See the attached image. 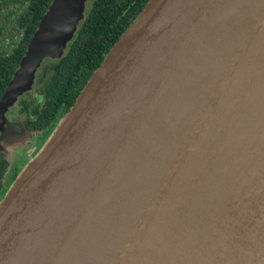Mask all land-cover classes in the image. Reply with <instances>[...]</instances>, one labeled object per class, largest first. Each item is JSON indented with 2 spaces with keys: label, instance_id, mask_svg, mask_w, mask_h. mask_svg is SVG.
<instances>
[{
  "label": "water",
  "instance_id": "95a60500",
  "mask_svg": "<svg viewBox=\"0 0 264 264\" xmlns=\"http://www.w3.org/2000/svg\"><path fill=\"white\" fill-rule=\"evenodd\" d=\"M84 1H49L0 96V128ZM259 32L264 0H147L0 198V264H197L204 228L264 236V221H243L264 194L222 193L241 161L221 125L191 120L207 98L232 118L223 68Z\"/></svg>",
  "mask_w": 264,
  "mask_h": 264
},
{
  "label": "trees",
  "instance_id": "16d2710c",
  "mask_svg": "<svg viewBox=\"0 0 264 264\" xmlns=\"http://www.w3.org/2000/svg\"><path fill=\"white\" fill-rule=\"evenodd\" d=\"M49 1L0 0V10L8 7H13V11L15 9L9 23L15 29L14 44L8 52L0 54V92L23 54L26 43ZM146 1L89 0L60 55L42 59L35 70L32 89L25 98L17 100L19 112L24 117V149L32 150L35 139L49 137L73 104L85 81L100 64L106 51ZM6 17V11L0 14L3 23L0 26L6 25ZM36 148L34 153L39 150L37 146ZM5 164L0 160V198L7 188L2 187ZM19 169L13 173V179Z\"/></svg>",
  "mask_w": 264,
  "mask_h": 264
},
{
  "label": "bare ground",
  "instance_id": "6f19581e",
  "mask_svg": "<svg viewBox=\"0 0 264 264\" xmlns=\"http://www.w3.org/2000/svg\"><path fill=\"white\" fill-rule=\"evenodd\" d=\"M239 71L243 72V76L229 82L231 72L234 75ZM222 80L232 84L237 95L234 105L231 104L232 108L226 109L232 118L229 117L227 122V117H217L215 109L210 106L211 99L207 98L206 107L199 113L191 114V120L200 125L207 122L221 125V130H218L222 138L226 139L227 145L232 147L241 161L228 177L232 186L222 193L246 192L251 197L257 196L256 193L264 194V32L254 35L249 48L238 51L237 61L232 67L223 68ZM220 100L225 101L223 98ZM202 189L206 187L198 188ZM257 201L259 205H254L250 215L243 221H264V198ZM247 212L239 210L238 214L243 217ZM174 217L177 218V215ZM200 220L220 221L215 216ZM177 235H184L183 231H178ZM198 251L197 264H248L249 261L264 264V236L232 228L222 229L215 225L213 229L204 228L199 236Z\"/></svg>",
  "mask_w": 264,
  "mask_h": 264
},
{
  "label": "flooded vegetation",
  "instance_id": "af4514ba",
  "mask_svg": "<svg viewBox=\"0 0 264 264\" xmlns=\"http://www.w3.org/2000/svg\"><path fill=\"white\" fill-rule=\"evenodd\" d=\"M5 11L7 13L6 25L0 26L1 27V29H0V40L6 39V41L4 43H0V54H4V53L8 52L11 49V47L13 46L14 40H15V35H14L15 29L13 28V26H11V24H9L10 19L15 14V9L13 11V7H8V9H6V10H4V9L0 10V12H1L0 14H3ZM0 24L3 25L1 20H0ZM43 58L44 57L41 58L38 65L35 67V69L33 71V76H34L35 70L37 69V67L39 66V64L41 63ZM49 58H52V57H49ZM19 59H18V61H19ZM18 61H17V64H18ZM16 67H17V65H16ZM16 67L12 70L9 78L7 79L5 85L3 86V88L0 92V96H1L8 80L11 78L13 71L16 69ZM33 76H32V80H31L29 88L21 91L18 95H16L15 99L9 105H7L3 111V121L1 122V128H0V160L4 161L6 164H5L4 171H3L2 187L7 186V183L9 182L7 179V178H9V177H7L8 174L11 173L9 176L12 177L13 173L21 167L19 162L16 163L15 160H16L17 154L20 153L21 151L25 150L23 148H22L23 150L21 149V147H23V144H24V139L22 136L25 132V129L22 126V123L24 121V117L19 112V105L17 104V100L19 98H25L27 92H29L32 89ZM11 110H12V112L16 113L19 117H21V119L19 120V123L16 127H14L13 129L8 131L9 135H6L7 139L5 140V139H3L4 137H2V136L5 134L6 127H7L6 123L8 120V113H10ZM35 140H39V139H35ZM16 142L20 143V145H18L17 148L12 149V146ZM34 146H35V144H34ZM26 150L28 152H31V149L30 150L26 149ZM23 156H25V158H23ZM17 157L22 158V161L27 159V156L25 155L24 151H23V154H21L20 156H17Z\"/></svg>",
  "mask_w": 264,
  "mask_h": 264
},
{
  "label": "rangeland",
  "instance_id": "374dc122",
  "mask_svg": "<svg viewBox=\"0 0 264 264\" xmlns=\"http://www.w3.org/2000/svg\"><path fill=\"white\" fill-rule=\"evenodd\" d=\"M88 2H89V0H85L84 1V8H83V10L86 8V6L88 5ZM6 41V39H1L0 40V43H4ZM21 119V117H19L16 113H14V112H12V110H11V112L10 113H8V120H7V123H6V131H5V134L2 136V137H4L3 139H7L6 138V135H9L8 134V131L9 130H11V129H13L14 127H16L17 125H18V123H19V120ZM47 141V138H43V139H40V140H34L33 141V144H35V146L33 147V149L31 150V152H28L26 149L25 150H23L24 149V147H21V149L25 152V155L27 156V159H25L24 161H22V158H19V157H17V156H20L21 154H23V151H21L20 153H18L17 154V156H16V160H15V162L17 163V162H19V164L21 165V167H20V169H22L23 167H24V165L27 163V162H29L33 157H34V155H35V151H36V146L40 149L44 144H45V142ZM18 145H20V143H18V142H16V143H14V145L12 146V149H15V148H17L18 147ZM34 148H36V149H34ZM23 158H25V156H23ZM20 169H19V171H20ZM11 173H9L8 174V176L7 177H9V178H7L8 179V183H7V188L10 186V184L13 182V178L12 177H10L9 175H10ZM6 188V189H7ZM6 191V190H5Z\"/></svg>",
  "mask_w": 264,
  "mask_h": 264
}]
</instances>
